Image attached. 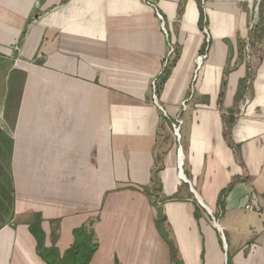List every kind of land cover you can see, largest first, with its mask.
Segmentation results:
<instances>
[{
    "label": "crops",
    "instance_id": "1",
    "mask_svg": "<svg viewBox=\"0 0 264 264\" xmlns=\"http://www.w3.org/2000/svg\"><path fill=\"white\" fill-rule=\"evenodd\" d=\"M246 1L204 0V25L200 0H0V264H46L36 217L60 255L92 222L89 264H264V33L246 62Z\"/></svg>",
    "mask_w": 264,
    "mask_h": 264
},
{
    "label": "trees",
    "instance_id": "2",
    "mask_svg": "<svg viewBox=\"0 0 264 264\" xmlns=\"http://www.w3.org/2000/svg\"><path fill=\"white\" fill-rule=\"evenodd\" d=\"M260 16V22L264 23V18ZM204 11L203 6L200 3V21L204 20ZM256 29V28H255ZM264 33V25L257 28L256 32L254 31L253 38H256L257 43L261 39V35ZM231 183L223 189L218 197V204L220 207H223L224 198L231 188ZM194 214L198 216V208H195ZM166 219L161 212V208L158 207L156 226L161 234V236L168 242L171 251H172V261L176 262L177 250L173 241L169 238V234L164 226ZM30 232L36 239V251L37 254L46 262V264H88L92 254L96 251L97 244L93 242L95 237L92 222L84 224L81 227L73 230L74 242L68 250L65 251L62 257H59L54 248L44 249L42 248L43 243V233L40 228V220L38 217L34 220L32 224L29 225ZM56 238V237H54Z\"/></svg>",
    "mask_w": 264,
    "mask_h": 264
},
{
    "label": "rangeland",
    "instance_id": "3",
    "mask_svg": "<svg viewBox=\"0 0 264 264\" xmlns=\"http://www.w3.org/2000/svg\"><path fill=\"white\" fill-rule=\"evenodd\" d=\"M246 7H247V11H248V25L247 26H249L250 23L254 22V26L256 28V29L254 28L253 30H249V33H250L249 34V38H251L252 42H253L252 49H251V56L253 57V55H255L256 50L258 48L257 40H256V38H253L254 31L256 32L257 28H260V26L262 27V25H264V23L263 24L260 23V16H261V13L264 11V0H252V1L247 0L246 1ZM256 7H257V10L255 9ZM203 11H204V9H203ZM187 104H188V101H187ZM181 118L183 119V115H182ZM165 129L166 130H163L160 133V138L158 139L159 141H158V146H157L158 148L156 150V154L157 153L159 154L160 152H162V149H164V148H166L168 146L177 145V141H176V139L174 137V134H173V129L169 130L167 127ZM180 134L182 135V125L180 127ZM180 158H181V155H180ZM4 159L6 161L0 164L1 166H3V170H2V172H0V176H1L0 180L3 183L2 188L4 190L3 194H4L5 208L10 210L11 209V201H12V192H11L10 178H9V172H8L9 162H8V157L5 156ZM41 231H42V229H41ZM42 233H43V231H42ZM72 235H73V232H72ZM43 236H44V233H43ZM54 237H56V236H54ZM54 237L52 239V245L49 246V247H46L44 245V239H43L42 248H44V249L54 248L56 250L57 254L59 255V257H62L64 255L65 251L68 250L70 247H68L64 251V253L62 255H60L57 247L55 246L56 238H54ZM73 242H74V236H73ZM93 242H95L97 244V248H96V250H97L98 249V242H97L95 237L93 239ZM93 254H92V256H93ZM92 256H91V258H92ZM89 263H90V261H89Z\"/></svg>",
    "mask_w": 264,
    "mask_h": 264
},
{
    "label": "built area",
    "instance_id": "4",
    "mask_svg": "<svg viewBox=\"0 0 264 264\" xmlns=\"http://www.w3.org/2000/svg\"><path fill=\"white\" fill-rule=\"evenodd\" d=\"M250 1H252V0H250ZM200 2L202 4V6H203L204 0H200ZM147 3L151 5V3H149L148 1H147ZM255 9L257 10V7ZM157 17H158V19L160 21V28L164 32V34H165V36L167 38L168 37V33H167L166 28H165L164 20H163L162 16L159 13H157ZM204 25H205V18H204ZM254 28H255L254 22L253 23H250L249 26H248V29L249 30H253ZM202 30H203V33H204V36H205V40H204L202 52L200 54H198L196 56V58H195V69H194V79L193 80L196 79L198 70L202 66L204 60L207 59V57H208V51H209V46H210V36H209V32H208V30H207V28L205 26H203V29ZM252 44H253L252 39L249 38V36L246 37L245 40H244V42H243V48H242V50H243V58H244V60L246 62H250L251 61V58H252V56H251ZM174 53H175L174 46L171 43H168L166 55H165L164 60L162 62V69H165L168 65H170L171 58L174 56ZM191 93H193V86L191 88ZM152 97H153L154 103L156 105H158L157 104V95H156L155 91H154ZM188 100H189V98H187V99H185V100H183L181 102L179 114L177 115V117L175 118V120L172 122L173 134H174V137H175V139H176V141H177L178 144L180 143V139H181L180 127L182 125V119H181V115L180 114L183 111L186 110V108H187V101ZM244 103L246 104L247 103V100H245ZM159 108H160V110H162L160 106H159ZM178 150L180 151V149H178ZM179 153H181V152H179ZM242 206H243L244 209H247V210H252L253 209V206L251 204L247 203V202L246 203L244 202Z\"/></svg>",
    "mask_w": 264,
    "mask_h": 264
}]
</instances>
